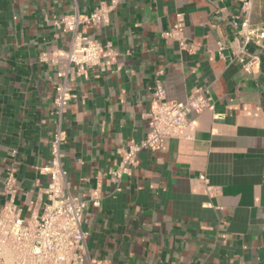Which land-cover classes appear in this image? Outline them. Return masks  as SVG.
<instances>
[{"label":"crops","instance_id":"1","mask_svg":"<svg viewBox=\"0 0 264 264\" xmlns=\"http://www.w3.org/2000/svg\"><path fill=\"white\" fill-rule=\"evenodd\" d=\"M116 1L108 24L88 30L114 57L70 77L76 98L63 124L73 196H101L83 216L90 256L98 264H264V41L246 48L256 62L249 74L232 60L243 45L239 0ZM110 2L0 0V192L14 170L25 220L42 213L50 182L40 169L51 160L60 78L44 58L70 42L56 22ZM250 21L264 23V0ZM177 25L187 49L166 36ZM158 83L169 101L204 95L211 107L191 114L192 141L142 150L116 192L113 171L146 138Z\"/></svg>","mask_w":264,"mask_h":264},{"label":"built area","instance_id":"2","mask_svg":"<svg viewBox=\"0 0 264 264\" xmlns=\"http://www.w3.org/2000/svg\"><path fill=\"white\" fill-rule=\"evenodd\" d=\"M239 1L244 15L240 31L243 45L234 52L232 60L237 59L250 74L256 62L248 55L246 48L251 43L262 46L264 23L259 26L251 24L250 16L256 0ZM116 5V0L101 3L90 14H82L76 7L73 13L56 22L57 27L69 34L70 42L66 50H56L44 58V61L57 68L60 78L55 88L57 127L51 141V160L40 169L50 177L45 192L47 201L42 213L33 212L25 220L22 209L16 204L19 186L15 171L11 170L7 174L0 192V264H98L88 251L89 233L83 228V216L87 203L99 207L101 196L97 192L88 200H79L73 196L63 166L62 145L67 140L63 124L67 108L76 98L70 77L84 76L88 68L99 66L104 59L114 57L112 44H101L90 37L88 30L108 24ZM166 36L176 39L182 49H187L183 29L179 25ZM219 45L221 51L223 46ZM210 107L211 99L204 95L191 97L185 103L169 101L164 88L158 83L150 110L146 114L149 124L146 138L130 146L119 167L113 171L117 180L116 192L122 191L124 177L137 166V157L142 150L159 151L169 139L192 141L196 126L190 118L191 114L201 113ZM199 181L209 196L218 192L217 188L208 184L206 175L201 174Z\"/></svg>","mask_w":264,"mask_h":264}]
</instances>
